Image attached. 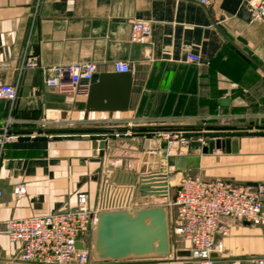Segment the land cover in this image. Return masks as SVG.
I'll list each match as a JSON object with an SVG mask.
<instances>
[{
	"label": "crops",
	"instance_id": "0c3cea01",
	"mask_svg": "<svg viewBox=\"0 0 264 264\" xmlns=\"http://www.w3.org/2000/svg\"><path fill=\"white\" fill-rule=\"evenodd\" d=\"M205 1L0 0V83L19 87L12 111L0 101V134L12 117L18 136L0 143V264H15L22 252L6 234L10 220L72 210L80 193L97 216L167 207L171 256L123 264H201L178 255L188 243L172 234V188L188 176L264 186V21L253 18L246 0ZM135 21L151 24L147 44L130 41ZM190 54L200 62H189ZM27 55L38 59L37 68L23 67ZM117 62L131 64L126 111H89L88 93L46 85L54 66L93 63L96 74L111 76ZM108 86L119 99L121 88ZM194 129L208 144L174 157L181 162L165 177L169 197L143 194L144 157L164 145L159 133ZM20 186L24 196L16 193ZM261 200L264 206V194ZM225 223L229 234L216 237L223 250L211 264H253L264 256V225ZM82 241L93 253L95 230Z\"/></svg>",
	"mask_w": 264,
	"mask_h": 264
},
{
	"label": "built area",
	"instance_id": "2783aa9c",
	"mask_svg": "<svg viewBox=\"0 0 264 264\" xmlns=\"http://www.w3.org/2000/svg\"><path fill=\"white\" fill-rule=\"evenodd\" d=\"M252 8L253 18L264 21V0H246ZM207 5V1L201 0ZM152 35V26L148 22L135 21L131 25L130 41L134 44H147ZM191 63H199L200 57L188 56ZM38 59L27 55L24 68H37ZM117 73H130L131 64L117 62ZM46 85L61 92L75 91L87 94L91 81L97 73L93 63H80L54 66ZM19 97L17 85L0 83V101L13 106ZM13 123L9 117L0 134L3 145L18 139L10 131ZM164 145L158 150L160 170L163 177L170 171L168 159L184 156L194 145L207 146L208 139L201 130H168L159 133ZM167 197L169 186L166 185ZM16 193L25 195L23 187ZM264 186L258 189L252 186L236 185L225 180H206L201 176H188L180 180L175 197L169 203L176 209L172 234L188 243L191 261L211 264L212 255L223 250L222 243H216V237L227 236L229 227L226 219H235L256 226L264 225V206L261 195ZM3 192L0 190V198ZM164 196V195H162ZM165 197V196H164ZM97 215L92 212L87 193H80L76 207L72 210L50 214L42 217H31L10 220L6 234L13 243L22 246L20 260L15 264H123L122 261H100L94 258L92 250L85 247L82 239L95 229ZM82 243L83 248H78ZM253 264H264V256L253 261Z\"/></svg>",
	"mask_w": 264,
	"mask_h": 264
},
{
	"label": "water",
	"instance_id": "95a60500",
	"mask_svg": "<svg viewBox=\"0 0 264 264\" xmlns=\"http://www.w3.org/2000/svg\"><path fill=\"white\" fill-rule=\"evenodd\" d=\"M109 83L113 87L121 88L120 95L117 96L119 99H114V95L109 96L110 92L106 91ZM131 86L132 73H116L111 76L96 74L88 92L87 109L89 111H126ZM227 101H222L223 106L228 105ZM225 143L223 140L217 142L218 145ZM106 144L105 140H101L98 144L101 156L104 155ZM194 146L199 147V145ZM207 151L208 148H204V152ZM168 160L170 166L181 162L174 157ZM159 171V153L155 150L146 154L142 171L146 174L139 178L140 190L145 195L154 193L168 198L166 179L157 174ZM94 230L93 255L97 260L125 261L133 258H169L171 256L169 216L166 206L103 210L97 216ZM78 248H83L81 243L78 244ZM178 255L190 257V252L183 251Z\"/></svg>",
	"mask_w": 264,
	"mask_h": 264
},
{
	"label": "rangeland",
	"instance_id": "374dc122",
	"mask_svg": "<svg viewBox=\"0 0 264 264\" xmlns=\"http://www.w3.org/2000/svg\"><path fill=\"white\" fill-rule=\"evenodd\" d=\"M171 158V157H170ZM169 158V159H170ZM168 163H169V160H168ZM175 173H171L170 174V177H175V175H174ZM175 190H176V188H172V190H171V195H170V197H171V199L173 200V197L175 196Z\"/></svg>",
	"mask_w": 264,
	"mask_h": 264
}]
</instances>
